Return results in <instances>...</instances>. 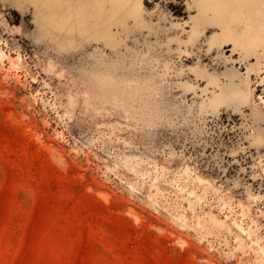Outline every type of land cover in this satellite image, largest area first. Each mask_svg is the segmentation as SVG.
<instances>
[{"label":"rangeland","instance_id":"rangeland-1","mask_svg":"<svg viewBox=\"0 0 264 264\" xmlns=\"http://www.w3.org/2000/svg\"><path fill=\"white\" fill-rule=\"evenodd\" d=\"M141 9L67 51L0 0V264H264V45L210 44L199 0Z\"/></svg>","mask_w":264,"mask_h":264},{"label":"bare ground","instance_id":"bare-ground-1","mask_svg":"<svg viewBox=\"0 0 264 264\" xmlns=\"http://www.w3.org/2000/svg\"><path fill=\"white\" fill-rule=\"evenodd\" d=\"M26 1L42 11V15L38 13V17L52 27L49 37L53 44L58 49L67 51L74 50L86 41L98 39L113 46L116 43L113 26H124L129 18L138 26L145 24L141 0ZM199 4L204 13L214 10L216 20L213 25L219 27V32L209 38L210 44H214L217 40L231 42L233 49L238 50L244 58L257 56L259 48L264 45V0H199ZM203 28L202 20L192 23L187 42H194ZM2 51L0 49V60L6 54ZM261 55L263 60L257 64L256 70H264V54ZM209 83L215 84V81L209 79ZM72 101H69L71 106ZM209 104L217 106L218 96L214 94ZM238 227L242 229L241 226ZM258 248L261 249L257 252L263 253V248L261 246Z\"/></svg>","mask_w":264,"mask_h":264}]
</instances>
